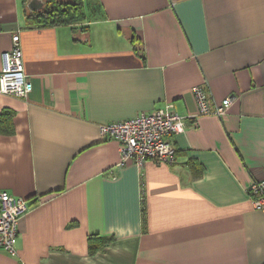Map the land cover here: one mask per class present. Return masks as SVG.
I'll use <instances>...</instances> for the list:
<instances>
[{"label": "crops", "instance_id": "1", "mask_svg": "<svg viewBox=\"0 0 264 264\" xmlns=\"http://www.w3.org/2000/svg\"><path fill=\"white\" fill-rule=\"evenodd\" d=\"M82 1L36 28L0 0V71L17 33L32 85L0 93V193L28 204L0 264H264V0ZM194 87L236 100L201 116ZM167 106L173 163L120 165L101 127Z\"/></svg>", "mask_w": 264, "mask_h": 264}, {"label": "built area", "instance_id": "2", "mask_svg": "<svg viewBox=\"0 0 264 264\" xmlns=\"http://www.w3.org/2000/svg\"><path fill=\"white\" fill-rule=\"evenodd\" d=\"M3 66L0 71V93L15 98H25L32 89L28 76L24 73L22 51L18 34L12 37V46L2 54ZM198 105L199 115H226L236 100L227 97L217 105H210L206 92L201 87L192 89ZM185 118L170 110V107L142 113L137 117L119 123L103 125L101 131L116 141L121 156L120 165L129 162L141 166L150 160L159 164H171L174 149L166 141L169 136L185 131ZM251 202L255 208L264 209V180L254 181L249 188ZM28 212L27 201L0 193V249L15 255L16 224Z\"/></svg>", "mask_w": 264, "mask_h": 264}, {"label": "trees", "instance_id": "3", "mask_svg": "<svg viewBox=\"0 0 264 264\" xmlns=\"http://www.w3.org/2000/svg\"><path fill=\"white\" fill-rule=\"evenodd\" d=\"M26 11L27 24L30 27L36 28L47 26H74L82 24L86 18L82 0H46L42 9L31 13L27 9ZM248 192L249 196L254 197L250 190ZM91 240L89 239L88 244L90 255L96 252V248L92 245ZM101 248H97V250Z\"/></svg>", "mask_w": 264, "mask_h": 264}, {"label": "water", "instance_id": "4", "mask_svg": "<svg viewBox=\"0 0 264 264\" xmlns=\"http://www.w3.org/2000/svg\"><path fill=\"white\" fill-rule=\"evenodd\" d=\"M43 5V0H28L26 3V9L31 13L42 9Z\"/></svg>", "mask_w": 264, "mask_h": 264}, {"label": "rangeland", "instance_id": "5", "mask_svg": "<svg viewBox=\"0 0 264 264\" xmlns=\"http://www.w3.org/2000/svg\"><path fill=\"white\" fill-rule=\"evenodd\" d=\"M27 1H28V0H27ZM45 1H46V0H43L44 3H45ZM84 11H85V13L87 12V15H88L89 12H90V11H88L85 7H84ZM26 12H27V11H26ZM16 34H17V33H16ZM16 34H14V35H16ZM12 37H13V36H12Z\"/></svg>", "mask_w": 264, "mask_h": 264}]
</instances>
